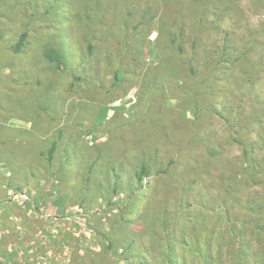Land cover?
I'll return each mask as SVG.
<instances>
[{"label":"rangeland","instance_id":"374dc122","mask_svg":"<svg viewBox=\"0 0 264 264\" xmlns=\"http://www.w3.org/2000/svg\"><path fill=\"white\" fill-rule=\"evenodd\" d=\"M237 3L240 17L211 10L203 33L188 0H0V264H141L127 233L152 264L171 245L182 264H236L227 211L244 218L242 201L264 194L243 168V146L264 134V0ZM182 31L184 57L170 36ZM198 32L206 46L232 33L258 68L223 73L201 110ZM48 47L64 49L62 67ZM143 159L152 173L140 184ZM164 203L177 212L171 240ZM257 238H245L253 252Z\"/></svg>","mask_w":264,"mask_h":264},{"label":"trees","instance_id":"16d2710c","mask_svg":"<svg viewBox=\"0 0 264 264\" xmlns=\"http://www.w3.org/2000/svg\"><path fill=\"white\" fill-rule=\"evenodd\" d=\"M189 6L188 8L192 10L191 17H189V21H193L194 26L196 30H198L199 26L207 25V29L205 31L210 32L214 30L215 26L212 23L217 22L216 20L209 19L208 12H211V10L215 11V14L219 18L221 15H218L219 13H228L232 12L236 14L238 17H240L242 9L238 5L237 0H188ZM200 15L198 19L194 15ZM227 15V14H226ZM223 18L220 17V19ZM196 23V21H198ZM183 20H180L179 22H182ZM218 26V25H217ZM209 32V33H210ZM203 33L198 32L196 39L193 41V52L191 59L192 61H198L197 64L200 65V68L195 65H191V73L195 80L198 78H201V83L203 84L202 87H198L195 90V96H196V108L198 110H201V103L204 99L207 97L212 98L214 95V92L217 91L220 87H217L216 85L221 81V75L223 73H229V78H232L235 76L236 71L239 67H243L242 71H253L251 74V77L254 78V72L255 69H258L257 67H252L251 65V58H250V48H247L244 51H241L237 47V43L235 40H233L230 36H234L232 33L227 32L226 38L223 41V44H217L214 43L212 46H206L203 42ZM183 35L184 31L181 32L180 35L176 37V35H170L172 37L171 42H175L176 46L178 47V50L180 52V55L183 57L186 55V48L183 42ZM235 37V36H234ZM28 41V32L25 31L20 36L19 40L14 44L13 49L16 52H23L25 50L26 44ZM251 45L253 46V41L251 42ZM65 48V47H64ZM91 50L93 49V46H90ZM64 49H59L55 47H48L45 51V56L47 59H49L51 62L56 63L57 67L60 68L65 63V57L66 54L63 51ZM205 72V73H204ZM199 114V111L197 112ZM261 128H264L263 121L261 122ZM251 146L244 145L243 146V152H244V172L245 175L248 176V178L252 179L255 182H259L260 184L264 185V157L259 159L257 155H255V150L257 149L259 145V149L264 147V134L259 137L256 141H254V144L250 143ZM57 148V141H54L52 147L49 151V158L50 160L53 159L55 150ZM214 148H211L210 151L212 154H216L213 152ZM141 170L138 172L137 179L140 182V184L144 183V180L146 176L152 173V167L150 166V163L143 159L142 161ZM161 170L159 172L166 173L168 172ZM260 174H262V177H260ZM260 177L259 180L256 178ZM238 188L235 187L234 189ZM239 190V188H238ZM173 192V191H171ZM230 194H233V191H229ZM236 201V197L234 198ZM169 202V199H167ZM184 201V200H183ZM183 201L180 202V208L183 205ZM243 202L242 209L247 213L246 217L238 216L239 218H232L230 217L231 214L227 211V220H229L230 228H231V234L232 238H238V255L236 258V264H264V194H254L249 195L247 199ZM165 204V203H164ZM227 208L230 209L229 206ZM169 206L165 204L163 208V214L159 218V227L163 229L164 234H166L165 238L167 240H171V234L173 233V228L177 226L178 221L176 213L171 211L169 212ZM168 214H172L171 217H169ZM236 221H241L243 225L241 227L237 226ZM159 227H155L152 225V227L147 228V232H149V235H154L155 238H157V230ZM139 234V232H138ZM246 235L250 237V239H255L256 236H258V240L261 244L260 251H251L253 247H249L248 242L246 241ZM126 242L124 247V252L126 253V256L133 257V258H139L141 261V264H152L150 263L146 257H144L141 253L139 244V238L131 233L126 235ZM110 241L111 247H114L113 243L114 241L111 239ZM183 242H186L185 240ZM115 244V243H114ZM116 247V245H115ZM254 250V249H253ZM200 252L203 251L200 249ZM176 248L171 245L168 247V252L165 256V258L159 261L157 264H182L176 257ZM204 255L206 257H209L208 253L204 252ZM219 255V254H218ZM252 259V260H251ZM214 264V263H210Z\"/></svg>","mask_w":264,"mask_h":264}]
</instances>
